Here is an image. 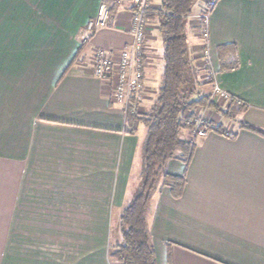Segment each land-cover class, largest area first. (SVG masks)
I'll return each instance as SVG.
<instances>
[{"label": "crops", "instance_id": "obj_1", "mask_svg": "<svg viewBox=\"0 0 264 264\" xmlns=\"http://www.w3.org/2000/svg\"><path fill=\"white\" fill-rule=\"evenodd\" d=\"M210 1L198 0L199 12ZM102 4L109 26L82 46ZM133 9V0H0V264H118L110 251L142 185L148 130L94 76L93 56L133 43ZM196 17L187 37L199 62ZM204 28L215 87L241 111L236 121L199 111L224 133L182 132L197 148L189 165L166 166L185 183L179 195L164 180L154 191L150 244L156 264H264V136L242 127L264 131V0H216ZM155 29L144 74L157 94L164 44Z\"/></svg>", "mask_w": 264, "mask_h": 264}, {"label": "trees", "instance_id": "obj_2", "mask_svg": "<svg viewBox=\"0 0 264 264\" xmlns=\"http://www.w3.org/2000/svg\"><path fill=\"white\" fill-rule=\"evenodd\" d=\"M197 1L162 0L159 8L150 9L147 13L150 20L157 21L163 38L164 71L158 99L151 111L130 116L131 121L144 124L148 131L144 145L142 185L123 212V241L112 246L110 251L111 260L118 264H156L146 223V209L161 180L171 186L176 195L183 190L184 179L166 172L171 160L180 159L189 165L194 156L197 143L183 140L182 132L192 133L196 130L200 110L211 108L228 120L236 119L235 114L241 111L240 108L234 110L235 99L232 98L228 107L222 109L211 101V96L203 95L199 90L210 82H200L188 44L187 19ZM225 48L221 50L223 53ZM242 127L264 136L261 129L245 123ZM215 131L224 133L220 127Z\"/></svg>", "mask_w": 264, "mask_h": 264}, {"label": "built area", "instance_id": "obj_3", "mask_svg": "<svg viewBox=\"0 0 264 264\" xmlns=\"http://www.w3.org/2000/svg\"><path fill=\"white\" fill-rule=\"evenodd\" d=\"M215 4L216 1H211L208 4L207 8L209 7V9L206 8L208 14L204 16L205 19ZM133 6L130 27L133 43L118 52L96 49L93 58L94 76L103 81L114 102L123 105L126 114L130 116L143 114L142 101L147 89L144 69L148 62L147 37L150 30L147 13L152 8V3L151 0H133ZM109 18V8L106 4H102L97 17L90 21L87 27L79 33L78 41L81 44L91 42L99 30L109 26ZM204 37L207 41L209 37L207 29H204ZM216 90L222 97L228 98L226 93L218 88ZM211 123L205 115L201 116L194 131L196 136L203 138L207 136L210 129L217 128V126H212ZM226 134L230 135L229 133Z\"/></svg>", "mask_w": 264, "mask_h": 264}, {"label": "rangeland", "instance_id": "obj_4", "mask_svg": "<svg viewBox=\"0 0 264 264\" xmlns=\"http://www.w3.org/2000/svg\"><path fill=\"white\" fill-rule=\"evenodd\" d=\"M212 1H216V0H212ZM211 2V1H210ZM209 9V7L207 8ZM205 9L203 10V12H199V9H198V4H196L193 8L194 10V14L197 13V17L196 18H191V21H197L199 23V30H198V33H197V36H198V41L199 43L201 42L202 44V47L200 48V55L201 57H199V62H198V59H195L194 58V55L192 54L193 56V59L195 60V67L196 69L198 70V73H199V80L201 83H205V82H210L208 85H203L202 87H200V92L203 94V95H209L211 96V101H215L217 102L218 104H224L225 102H230L231 98L230 95H228V98L225 99L224 97H222L219 93H217V90H216V87H215V80H214V77H213V74L208 71L209 70V65L207 63V57H208V52H207V48H206V39L204 37V21H205V17L206 14H208V10ZM110 16V15H109ZM110 19V18H109ZM152 21V23L150 22ZM148 27L149 29L151 30L152 28H156V33L158 34L160 32L159 30V25L157 23V21L154 19V20H149L148 18ZM157 26V27H155ZM150 30L148 32V36H149V33H150ZM81 43V42H80ZM89 44V43H87ZM86 45L85 43H82V46ZM148 45V43H147ZM147 57L149 58V55H147ZM94 58V56H93ZM207 60V61H206ZM149 61V60H148ZM148 63V62H147ZM147 66V64H146ZM208 68V69H206ZM146 69V67H145ZM144 69V70H145ZM147 83V82H146ZM211 86V87H209ZM153 89L152 87L147 84V89L144 93V100L142 101V107H143V110H142V113L146 114L148 112L151 111V109L153 108L156 100L158 99V95H159V92L156 94L154 92H152ZM209 109V108H207ZM203 116L201 114H199V118ZM205 117L210 121L212 119V116H207L205 115ZM236 119H237V116H236ZM236 119L232 120V121H236ZM212 126H216L215 124L211 123ZM212 131H215V129H210L209 133L212 132ZM208 133V134H209ZM227 133V132H226ZM195 134V133H194ZM207 134V135H208ZM196 136V134H195ZM197 137V136H196ZM206 137V136H205Z\"/></svg>", "mask_w": 264, "mask_h": 264}]
</instances>
